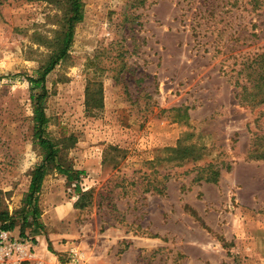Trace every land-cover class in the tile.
Wrapping results in <instances>:
<instances>
[{
	"label": "rangeland",
	"instance_id": "374dc122",
	"mask_svg": "<svg viewBox=\"0 0 264 264\" xmlns=\"http://www.w3.org/2000/svg\"><path fill=\"white\" fill-rule=\"evenodd\" d=\"M81 1L66 56L43 87L71 0H0V212L16 217L13 236L37 245L39 257L24 264H71L69 249L55 242L77 246L82 264H108L93 247L103 234L143 235L146 225H162L158 194L167 195L166 227L185 243L144 253L142 264L211 257L203 217L190 203L181 212L179 199L202 204L193 187L218 170L235 190L228 209L242 206L245 227L262 228L264 239V156L251 151L264 117L237 97L245 62L264 52V0ZM40 94L60 160L83 172L70 180L54 166L47 171L35 224L21 211L45 157L35 135ZM82 192L85 205L77 207ZM62 202L72 209L60 219ZM249 229L231 239L212 232L227 247L216 251V264H264V242L253 253Z\"/></svg>",
	"mask_w": 264,
	"mask_h": 264
},
{
	"label": "crops",
	"instance_id": "0c3cea01",
	"mask_svg": "<svg viewBox=\"0 0 264 264\" xmlns=\"http://www.w3.org/2000/svg\"><path fill=\"white\" fill-rule=\"evenodd\" d=\"M232 181H230L231 183ZM228 178H219L218 181H201L196 186L193 187V191L195 194L202 193L203 194V203L202 204H196L193 202V200L185 199L180 200L179 199V206L181 209V212L186 214L187 206L190 205L193 207V209H196V211L199 213V216H202L206 225L204 223H201V221H198L197 217L194 215L193 222L198 224H202L203 230L207 232L208 235H210V238H213V242L208 241V247H212V253L211 257L205 258L204 256L196 257L191 256L190 254L186 255L188 264H197V263H206V264H216V251L220 252L222 254L223 251H226V246L219 241V243L216 242L218 237L213 236L212 232H215L216 230L224 232V235L227 237V239L234 238V233L236 235L243 236L246 230L249 229V232L251 231V235L249 237L252 238L251 241V249H253V253H257L258 247L262 242H264V239H260L261 236L259 234L263 233L261 232V229L255 225V226H249L245 227V220L246 216L244 215V211L236 207L235 210H229L228 207L232 208L231 202V193L235 192L233 187H231ZM239 187V186H238ZM240 188V187H239ZM169 194L172 197V190H169ZM158 197L160 199V202L163 201L165 204H157L155 206V210L158 211V213L161 216V221L164 223H161L159 227H156L154 224L148 227L146 225V228L150 229L149 233H145L143 235H138L135 233H132L131 235H128L124 230H117L110 232L109 234H103L102 241L99 242L97 246L93 247L95 249V253L101 260H103L105 263H111V264H142L143 263V254L153 251V249H168L169 247H175L177 244L185 243L183 240H178L180 238L179 235H176L175 233H172L167 227H166V215L165 213L169 211L168 203H167V195L165 197H162L161 194H158ZM149 198H151V194L149 195ZM73 207V204H71ZM231 205V206H229ZM171 206V205H170ZM56 213H58V216L61 218L65 217L68 213H71V206L69 204H66L65 202L59 203L57 207H55ZM172 209V206L170 207V211ZM69 215V214H68ZM201 220V219H200ZM15 229L12 232L15 233ZM175 238H178L175 240ZM44 240L47 241L45 238ZM126 242V244H124ZM123 243V244H122ZM194 243H199V245H203L205 247V244L200 243L195 240ZM41 244V240L40 243ZM55 249L58 251H66L70 249V245L67 244H60L55 242ZM125 246V249L119 253V250L122 246ZM245 245V244H244ZM40 246V245H39ZM73 246V245H71ZM77 247V246H76ZM110 247V248H108ZM113 247V248H111ZM245 247V246H244ZM41 249V248H40ZM114 249H115V255H114ZM43 250V249H42ZM179 252V250H178ZM117 253V255H116ZM187 252H183V254H186ZM263 255V254H262ZM112 257V258H111ZM256 258H260V256H257ZM100 259H97V262L100 263ZM96 262V263H97ZM256 264H262L261 261H256ZM98 264V263H97Z\"/></svg>",
	"mask_w": 264,
	"mask_h": 264
},
{
	"label": "trees",
	"instance_id": "16d2710c",
	"mask_svg": "<svg viewBox=\"0 0 264 264\" xmlns=\"http://www.w3.org/2000/svg\"><path fill=\"white\" fill-rule=\"evenodd\" d=\"M81 0H71L70 15L67 16L65 21V30L62 35V40L59 49L53 53L48 63L43 67V71L40 74L39 81L43 83L46 76L56 67L57 63L66 56L68 46L74 35L75 24L83 17L81 10ZM241 71H246V78L244 82H238L241 85L242 90L237 92V97L244 103L250 104L255 107H261V112L258 119L264 117V52L257 53L254 57L248 58L245 62L244 67ZM29 80L32 82V90L35 88L34 82L36 78L30 77ZM45 95V92L43 93ZM35 95L33 94V97ZM35 135L39 140L40 145L45 151V157L41 164H39L33 171L32 181L30 184L29 192L25 198V206L23 207L21 214L24 223L30 220L33 223H39V217L41 216V210L38 203V194L41 191L43 180L47 171L51 167L57 168L61 173L67 175L70 180L74 179V174L79 178V174L83 171L73 168L72 165L66 166L60 159V146L57 142L51 138L47 131L48 116L44 107V98L40 94L35 100ZM187 115V114H186ZM257 150L258 155L264 156V128L262 131L257 132L255 142L252 147V152ZM51 165V166H50ZM220 171H215L214 177L205 178L206 181H218ZM88 192H82L81 198L76 203L77 207H83L85 204L83 201L84 197ZM15 216H11L9 212H0V230H14L17 226ZM3 221V223H1ZM25 225H23L24 227ZM22 235H25V229L21 231Z\"/></svg>",
	"mask_w": 264,
	"mask_h": 264
},
{
	"label": "built area",
	"instance_id": "2783aa9c",
	"mask_svg": "<svg viewBox=\"0 0 264 264\" xmlns=\"http://www.w3.org/2000/svg\"><path fill=\"white\" fill-rule=\"evenodd\" d=\"M37 245L33 237L22 238L13 236L7 230L0 231V264H24L39 257ZM70 263H85L84 253L76 247L69 249Z\"/></svg>",
	"mask_w": 264,
	"mask_h": 264
}]
</instances>
